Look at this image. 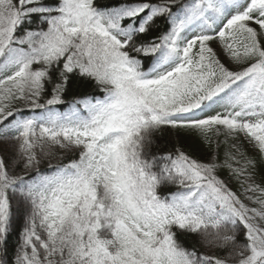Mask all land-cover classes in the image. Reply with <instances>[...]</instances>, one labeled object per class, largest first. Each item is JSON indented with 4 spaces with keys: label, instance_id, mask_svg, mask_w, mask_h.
<instances>
[{
    "label": "snow or ice",
    "instance_id": "6c2138e0",
    "mask_svg": "<svg viewBox=\"0 0 264 264\" xmlns=\"http://www.w3.org/2000/svg\"><path fill=\"white\" fill-rule=\"evenodd\" d=\"M0 264H264V0H0Z\"/></svg>",
    "mask_w": 264,
    "mask_h": 264
},
{
    "label": "trees",
    "instance_id": "16d2710c",
    "mask_svg": "<svg viewBox=\"0 0 264 264\" xmlns=\"http://www.w3.org/2000/svg\"><path fill=\"white\" fill-rule=\"evenodd\" d=\"M178 141H179V144L183 145L185 149L189 152H192L195 148L198 147V141L185 137V136L178 137L174 131H170V130H166L161 134V140H160L159 147L161 149L170 150L173 145H177ZM13 212H14V215H16L17 210L15 206L13 207ZM16 239H17L16 235H13L11 243L14 244L16 242ZM188 242L189 243L192 242L190 237L188 238Z\"/></svg>",
    "mask_w": 264,
    "mask_h": 264
}]
</instances>
